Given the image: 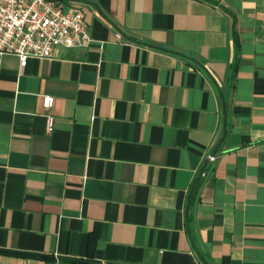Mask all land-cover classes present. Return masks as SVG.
Returning a JSON list of instances; mask_svg holds the SVG:
<instances>
[{
    "label": "crops",
    "instance_id": "crops-1",
    "mask_svg": "<svg viewBox=\"0 0 264 264\" xmlns=\"http://www.w3.org/2000/svg\"><path fill=\"white\" fill-rule=\"evenodd\" d=\"M49 1L91 43L0 58V264H264V0Z\"/></svg>",
    "mask_w": 264,
    "mask_h": 264
},
{
    "label": "built area",
    "instance_id": "built-area-1",
    "mask_svg": "<svg viewBox=\"0 0 264 264\" xmlns=\"http://www.w3.org/2000/svg\"><path fill=\"white\" fill-rule=\"evenodd\" d=\"M90 37L78 9L63 11L49 0H0V58H16L20 70L29 60H53L62 49H85ZM116 39L121 37L117 35ZM52 105V99H43L44 109ZM47 122L50 131L52 120ZM216 159L210 155L206 163L213 165Z\"/></svg>",
    "mask_w": 264,
    "mask_h": 264
},
{
    "label": "trees",
    "instance_id": "trees-1",
    "mask_svg": "<svg viewBox=\"0 0 264 264\" xmlns=\"http://www.w3.org/2000/svg\"><path fill=\"white\" fill-rule=\"evenodd\" d=\"M4 254L9 255V256H13V257L23 258V259H38V260H42V261L48 260V258H46V257H34V256H30V255H25V254H16V253H4ZM198 257H199V259H201V262L203 264H208L206 262V260L204 258H202L200 255ZM66 264H90V263L85 262V261H81V260H76V261H66Z\"/></svg>",
    "mask_w": 264,
    "mask_h": 264
}]
</instances>
